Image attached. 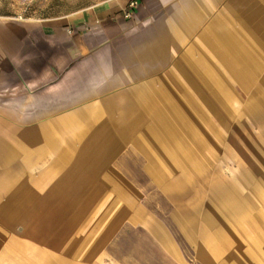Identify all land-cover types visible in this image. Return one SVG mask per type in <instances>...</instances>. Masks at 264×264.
Instances as JSON below:
<instances>
[{
  "label": "crops",
  "instance_id": "1",
  "mask_svg": "<svg viewBox=\"0 0 264 264\" xmlns=\"http://www.w3.org/2000/svg\"><path fill=\"white\" fill-rule=\"evenodd\" d=\"M0 0V264H264V0Z\"/></svg>",
  "mask_w": 264,
  "mask_h": 264
},
{
  "label": "built area",
  "instance_id": "2",
  "mask_svg": "<svg viewBox=\"0 0 264 264\" xmlns=\"http://www.w3.org/2000/svg\"><path fill=\"white\" fill-rule=\"evenodd\" d=\"M28 1H32V0H28ZM137 4L138 3L135 0H131L128 3V5H127V7L125 9V14H124V17L125 18H128L129 19L131 17L132 11H133V9H135L137 7Z\"/></svg>",
  "mask_w": 264,
  "mask_h": 264
},
{
  "label": "rangeland",
  "instance_id": "3",
  "mask_svg": "<svg viewBox=\"0 0 264 264\" xmlns=\"http://www.w3.org/2000/svg\"><path fill=\"white\" fill-rule=\"evenodd\" d=\"M28 1V0H27ZM33 1V0H32ZM32 1H28V2H32Z\"/></svg>",
  "mask_w": 264,
  "mask_h": 264
}]
</instances>
